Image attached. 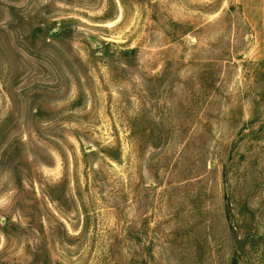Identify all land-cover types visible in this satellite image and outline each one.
I'll list each match as a JSON object with an SVG mask.
<instances>
[{
    "label": "rangeland",
    "instance_id": "1",
    "mask_svg": "<svg viewBox=\"0 0 264 264\" xmlns=\"http://www.w3.org/2000/svg\"><path fill=\"white\" fill-rule=\"evenodd\" d=\"M0 264H264V0H0Z\"/></svg>",
    "mask_w": 264,
    "mask_h": 264
}]
</instances>
